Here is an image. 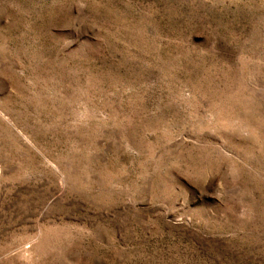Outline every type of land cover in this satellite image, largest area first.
Masks as SVG:
<instances>
[{"label": "rangeland", "instance_id": "rangeland-1", "mask_svg": "<svg viewBox=\"0 0 264 264\" xmlns=\"http://www.w3.org/2000/svg\"><path fill=\"white\" fill-rule=\"evenodd\" d=\"M0 264H264V0H0Z\"/></svg>", "mask_w": 264, "mask_h": 264}]
</instances>
